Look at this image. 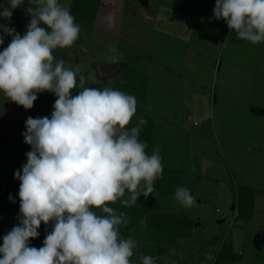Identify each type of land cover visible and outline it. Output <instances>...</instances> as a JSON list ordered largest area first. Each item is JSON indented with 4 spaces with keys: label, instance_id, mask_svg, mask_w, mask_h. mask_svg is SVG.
<instances>
[{
    "label": "rangeland",
    "instance_id": "rangeland-1",
    "mask_svg": "<svg viewBox=\"0 0 264 264\" xmlns=\"http://www.w3.org/2000/svg\"><path fill=\"white\" fill-rule=\"evenodd\" d=\"M58 2L81 31L71 47L53 51L55 60L79 69L77 83L82 74L85 87L135 96L132 121L144 113L155 120L150 155L159 146L163 167L180 171L182 186L195 197L193 207L177 201L175 207L200 223L192 236L174 244L145 233V243L169 247V252L158 249L155 263L213 264L217 258V264H264V115L252 108L259 106L254 97L264 103V42L241 40L224 20L215 19V0H150L147 7L140 0ZM0 5L7 7V0ZM28 7L22 0L11 20L0 17V51L12 39L5 27L26 33ZM110 56L125 66L116 77L99 80L95 65ZM37 95L26 110L0 93V179L16 196L20 181L14 174L22 172L31 150L22 135L26 119L50 118L57 99L49 92ZM242 185L255 187L251 220L234 218ZM219 217L227 219L216 223Z\"/></svg>",
    "mask_w": 264,
    "mask_h": 264
},
{
    "label": "clouds",
    "instance_id": "clouds-1",
    "mask_svg": "<svg viewBox=\"0 0 264 264\" xmlns=\"http://www.w3.org/2000/svg\"><path fill=\"white\" fill-rule=\"evenodd\" d=\"M21 3L7 0V7L0 5V17L11 20ZM32 3L36 6L27 9L31 19L23 36L4 28L12 39L0 51V93L26 110L33 108L38 93L57 99L50 118L26 119L22 135L31 150L22 172L14 174L20 181L19 224L3 236L0 264H132L137 241L120 234L129 217L111 205L119 201L128 208L153 193L163 175L160 148L147 154V143L139 139L147 124L142 117L128 127L137 110L135 96L85 87L84 75L77 83L79 69L55 60L53 51L71 47L80 35L69 9L58 0ZM213 14L239 39L264 42V0H215ZM77 87L81 91L73 95ZM174 198L183 208L196 203L186 187H177ZM50 222L43 246H29L41 224ZM139 259L155 264L149 255Z\"/></svg>",
    "mask_w": 264,
    "mask_h": 264
},
{
    "label": "trees",
    "instance_id": "trees-1",
    "mask_svg": "<svg viewBox=\"0 0 264 264\" xmlns=\"http://www.w3.org/2000/svg\"><path fill=\"white\" fill-rule=\"evenodd\" d=\"M27 6L35 7L32 0H24ZM125 65H123L124 67ZM147 121L143 127L139 139L147 143L146 152L150 155L152 146L155 142V120L149 114L144 113L133 120L129 128L135 126L140 118ZM2 128H0L1 133ZM2 136L0 135V141ZM180 171H174L163 167V175L154 183V191L145 198L141 195L135 205L125 208L118 201L111 205L118 211H123L129 217L127 226H120V234L123 238L131 236L137 241L138 247L134 256L131 258L132 264H141L140 256L149 255L153 259L161 247L160 243H145L146 232H153L170 238V243H174L178 238L190 237L194 233L196 220L185 212H178L175 209L176 199L174 198L175 189L182 186L180 181ZM190 190V189H189ZM11 197V200H10ZM127 198V194L126 197ZM235 219L251 220L255 207V187L251 185H242L239 189V195L235 198ZM170 205H172L170 207ZM174 206V207H173ZM20 217V199L13 195L11 189L0 179V246L3 244V236L19 224ZM141 220L146 222V226H141ZM52 223L48 225L41 224L38 229L39 236L31 239L29 246L40 248L43 246L45 236L52 231ZM201 240V239H199ZM149 241V239H148ZM223 243V241H222ZM219 245L222 250V244ZM220 250L217 254L220 253ZM216 251V250H215ZM220 256V255H218ZM216 261V259L214 260ZM156 264V263H155Z\"/></svg>",
    "mask_w": 264,
    "mask_h": 264
},
{
    "label": "water",
    "instance_id": "water-1",
    "mask_svg": "<svg viewBox=\"0 0 264 264\" xmlns=\"http://www.w3.org/2000/svg\"><path fill=\"white\" fill-rule=\"evenodd\" d=\"M140 2H141V5H143L144 7H147L150 5V0H140ZM121 65L122 64L120 62L97 63L95 65L96 75L99 78V80H110L117 75V72L120 70ZM233 209H235V207H233ZM199 224L200 223H196L195 226L197 227ZM162 252H169V247L161 246L159 248L158 253H162Z\"/></svg>",
    "mask_w": 264,
    "mask_h": 264
},
{
    "label": "crops",
    "instance_id": "crops-1",
    "mask_svg": "<svg viewBox=\"0 0 264 264\" xmlns=\"http://www.w3.org/2000/svg\"><path fill=\"white\" fill-rule=\"evenodd\" d=\"M115 62H119V61H115ZM115 62H107V63H115ZM122 65H121V68H120V70L122 69ZM95 70V69H94ZM119 70V71H120ZM119 71L117 72V75H118V73H119ZM116 75V76H117ZM115 76V77H116ZM78 79H79V77H78ZM256 99V100H255ZM253 101H254V103H255V101H256V103L259 105L258 107L257 106H254V107H252L256 112H257V114H260V115H264V103H262L261 104V102H262V100H260V97L258 98V97H254L253 98ZM188 214V213H187ZM227 219V217H219V218H217L216 219V223H224L225 222V220ZM224 220V221H223Z\"/></svg>",
    "mask_w": 264,
    "mask_h": 264
},
{
    "label": "flooded vegetation",
    "instance_id": "flooded-vegetation-1",
    "mask_svg": "<svg viewBox=\"0 0 264 264\" xmlns=\"http://www.w3.org/2000/svg\"><path fill=\"white\" fill-rule=\"evenodd\" d=\"M196 223H197V222H196ZM196 223H195V224H196ZM208 255H209V254H208ZM216 260H217V258H216ZM206 264H208V263H206ZM213 264H217V261H214V263H213Z\"/></svg>",
    "mask_w": 264,
    "mask_h": 264
}]
</instances>
